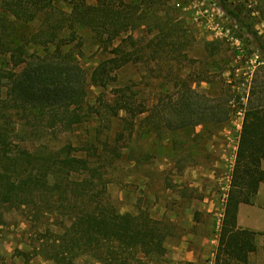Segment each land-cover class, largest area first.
<instances>
[{"label": "trees", "instance_id": "obj_1", "mask_svg": "<svg viewBox=\"0 0 264 264\" xmlns=\"http://www.w3.org/2000/svg\"><path fill=\"white\" fill-rule=\"evenodd\" d=\"M59 1L0 0V208L30 209L35 220L53 213L63 218V233L44 237L35 249V255L50 264L160 260L170 235L165 223L146 212L122 213L108 195L107 170L123 157L124 134L115 142L101 141L102 147L86 142L30 149L21 143L47 135L56 140L104 112L114 118L124 113L126 130L133 136L135 120L142 115H147L150 131H178L201 125L206 115L221 123L220 108L200 105L198 115L191 102L193 89L187 85L186 92L180 88L177 101L166 97L151 108L139 101L130 85L115 88L112 101L101 99L103 111L88 105L89 86L107 90L132 64L154 63L162 70L176 62L183 68L190 51H178V32L183 29L171 14V0H97L95 4L63 0L71 7L69 14L55 8ZM217 1L254 37L264 70V42L253 25L229 0ZM39 18L43 19L37 30L30 34L19 30V24L31 26ZM141 27L148 34L136 40L133 33ZM79 28L92 32L105 56L90 78L78 61L80 51L71 48L79 39ZM143 43L158 48L146 51ZM164 93L169 94L170 88ZM244 114L232 189L212 264H249L257 252L258 233L239 228L238 213L241 205H253L264 183V75L251 82Z\"/></svg>", "mask_w": 264, "mask_h": 264}, {"label": "rangeland", "instance_id": "obj_2", "mask_svg": "<svg viewBox=\"0 0 264 264\" xmlns=\"http://www.w3.org/2000/svg\"><path fill=\"white\" fill-rule=\"evenodd\" d=\"M96 1L89 0V3L95 4ZM192 1L171 0L168 4L175 21L183 29L181 33L178 32V51H190L183 68L176 62L170 64L173 65L171 68L167 67L169 64L164 65L162 70L157 69L154 63L150 66L129 65L119 72V81L107 90L89 86L87 104L94 108L101 107L103 111L101 99L112 101L115 88L130 85L137 92L139 101L146 102L151 108L166 97L172 96L177 101L180 88L186 92L189 86L193 89L190 92L193 97L191 102L198 115L200 105L203 108H220L222 114L217 112V117L223 119L221 123H216L214 115H206L199 126L156 132L150 131L145 120L147 115H142L136 118V127L133 136H130L124 113L114 118L104 112L102 116L93 115L73 131L58 135L56 140L47 135L21 143L30 149L39 145L54 149L67 144L77 147L86 142H94L102 147L101 141L115 142L120 134H124L120 141V146L124 147L123 157L107 170L109 198L122 213L146 212L162 220L170 230L167 251L160 260L140 257L142 261L135 264H193L184 261L187 253H193L194 264H212L219 245L223 223L221 215L226 211L224 188L237 154L251 82L264 75L262 64H259L263 56L254 37L227 15L221 6L218 7L220 14L218 11L213 13L214 22L228 34L218 35L209 25L196 21L199 9L189 8ZM229 2L246 18L248 24L253 25L254 31L264 42V0ZM55 8L66 14L71 12L67 1L60 0ZM0 12H3L1 3ZM42 19L39 18L31 26L19 24V30L30 34L41 26ZM77 32L79 39L71 43V48L80 51L78 61L90 78L93 69L105 56L101 55L102 49L91 31L79 28ZM147 32L146 27H141L133 33V37L136 40L144 39ZM155 33L150 35V41ZM141 46L147 47L146 51H156L158 48H150L145 43ZM34 51L35 48H32L31 53ZM176 84L179 87L174 90ZM167 88H170L169 94L164 93ZM198 115H195V121L199 120ZM194 174L197 175L198 189L186 186L184 182L187 175ZM209 204L212 205L211 214L208 217L200 214L201 222L192 224L190 214L204 211ZM250 206L245 208V219L248 220L252 214L263 221L264 188L262 195H257ZM166 209L172 214L168 216ZM196 220L197 217L194 218ZM62 222L63 218L58 213L35 220L30 209L0 208V264H50L37 257L35 249L44 237L62 234ZM260 243L263 246L251 256L249 264H264V234Z\"/></svg>", "mask_w": 264, "mask_h": 264}, {"label": "crops", "instance_id": "obj_3", "mask_svg": "<svg viewBox=\"0 0 264 264\" xmlns=\"http://www.w3.org/2000/svg\"><path fill=\"white\" fill-rule=\"evenodd\" d=\"M263 169H264V162H263ZM196 178H197L196 174H194L192 176L187 175L185 177V179H184V182L186 183L185 185L186 186L188 185L189 187H195L196 189H198L199 185L196 183ZM187 180H189L190 182H187ZM263 188H264V183L260 187V190H259V193H258V197H260L262 195ZM205 203H206V201H205ZM251 207L252 206H250V205H241L240 206L239 213H238V227L241 228V229H244V230H250V231H254V232L258 233L257 239H256V244H257V251H259L260 248L263 246L262 243H260V239L262 237V234H264V220L262 221L258 217L255 218L254 215H252V214L249 216L248 220L245 219V216H244V213L246 211L245 208H251ZM211 208H212V205L209 204L207 206V209H205L204 211H199L200 213H194L193 212V214H190L189 217H190V220H191L192 224L197 225L198 223L201 222L202 215H200V214H203L205 217H208L211 214L210 213L211 212ZM165 212H167L168 216L172 214L171 211L168 210V209H166ZM185 214H187V212ZM195 217H197L198 220L194 221ZM254 219H256V221ZM204 240H206V238H204ZM254 254H252V255H254ZM185 256H186L185 259H184L185 262H190V263H193V264L195 263V259H194L193 253H190V254L187 253ZM251 256H250V258H251ZM249 262H250V260H249Z\"/></svg>", "mask_w": 264, "mask_h": 264}, {"label": "built area", "instance_id": "obj_4", "mask_svg": "<svg viewBox=\"0 0 264 264\" xmlns=\"http://www.w3.org/2000/svg\"><path fill=\"white\" fill-rule=\"evenodd\" d=\"M177 6L181 7L180 4H177ZM218 7H219V3L217 0H193L191 5L189 6L190 9H196V10L199 9L198 12L196 13V17H195L196 21L201 22V23L206 24V25H209L210 26L209 28L214 30L215 32H217L218 35L222 36L224 34V36H226L228 33L226 31H224L223 29L219 28L220 26L218 24L215 25V22H214L215 17L213 15V13L218 11L220 14V10ZM213 23H214V27H212ZM242 129H243V123H242L240 132H242ZM237 152H238V150H237ZM236 158H237V154H236L234 162L232 163L231 171H230V174H229L228 179H227L228 184L224 188V190L226 192L225 193L226 202H228L229 194H230V191L232 189L233 172H234V168H235V164H236ZM221 217L223 218L221 222H223V220L225 218V213L223 215H221Z\"/></svg>", "mask_w": 264, "mask_h": 264}]
</instances>
